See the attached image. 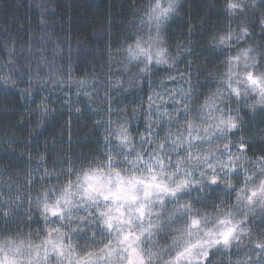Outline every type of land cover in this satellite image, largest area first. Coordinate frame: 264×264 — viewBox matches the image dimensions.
Listing matches in <instances>:
<instances>
[{"label":"clouds","instance_id":"1","mask_svg":"<svg viewBox=\"0 0 264 264\" xmlns=\"http://www.w3.org/2000/svg\"><path fill=\"white\" fill-rule=\"evenodd\" d=\"M0 264H264V0H0Z\"/></svg>","mask_w":264,"mask_h":264}]
</instances>
